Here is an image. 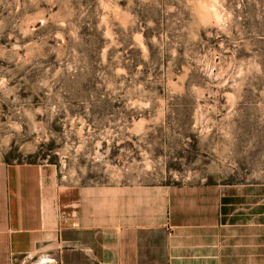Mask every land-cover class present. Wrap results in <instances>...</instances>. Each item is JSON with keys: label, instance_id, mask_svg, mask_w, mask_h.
I'll return each instance as SVG.
<instances>
[{"label": "rangeland", "instance_id": "obj_1", "mask_svg": "<svg viewBox=\"0 0 264 264\" xmlns=\"http://www.w3.org/2000/svg\"><path fill=\"white\" fill-rule=\"evenodd\" d=\"M25 163L147 224L214 206L223 263L264 264V0H0V171Z\"/></svg>", "mask_w": 264, "mask_h": 264}, {"label": "crops", "instance_id": "obj_2", "mask_svg": "<svg viewBox=\"0 0 264 264\" xmlns=\"http://www.w3.org/2000/svg\"><path fill=\"white\" fill-rule=\"evenodd\" d=\"M56 184L50 164L0 171V264L46 257L51 264H224V225L214 206L177 204L169 223L147 224L135 208L139 198L131 208L114 209L112 201L103 210L92 190L67 193Z\"/></svg>", "mask_w": 264, "mask_h": 264}, {"label": "built area", "instance_id": "obj_3", "mask_svg": "<svg viewBox=\"0 0 264 264\" xmlns=\"http://www.w3.org/2000/svg\"><path fill=\"white\" fill-rule=\"evenodd\" d=\"M45 262H49V260L47 259ZM45 262L43 264H45Z\"/></svg>", "mask_w": 264, "mask_h": 264}]
</instances>
